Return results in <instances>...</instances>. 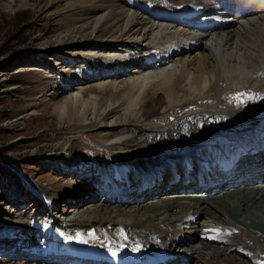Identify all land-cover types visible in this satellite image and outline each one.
<instances>
[{
  "label": "bare ground",
  "instance_id": "obj_1",
  "mask_svg": "<svg viewBox=\"0 0 264 264\" xmlns=\"http://www.w3.org/2000/svg\"><path fill=\"white\" fill-rule=\"evenodd\" d=\"M236 2L225 7L218 0H48L41 7L60 6L51 13V24L59 28L52 42L43 37L38 50L48 59L65 51L73 56L50 68L42 102L55 92L68 93L53 112L58 128L79 135L96 129L88 135L103 152L89 156V175L110 203H100L86 217L73 209L69 221L46 223L45 235L32 242L36 248L89 254L92 259L83 264H106L101 258L112 264H170L172 249L195 233L203 241L186 249L198 253L194 264H234L221 256L228 249L240 251L239 264H264V133L247 136L239 150L232 140L264 126V7L253 0ZM242 5L243 15L225 17ZM229 20L235 25L218 24ZM197 45L201 50L189 54ZM101 72H107V81L96 84L97 92L87 90L83 79ZM121 72L126 77L117 82ZM39 112L47 113L34 110L23 118ZM67 144L55 146L66 151ZM213 146L224 151L209 149ZM149 151L155 153L151 169L165 168L150 175L132 170L131 159L144 161ZM57 159L74 165L66 152ZM194 182L201 189L213 183L237 188L213 197L205 190L162 197L152 205L142 203L145 198L130 205L134 202L113 196L142 185L140 197H148ZM40 194L52 208L56 195L48 200ZM30 230L22 224L20 234L26 239ZM155 254L161 259L152 261ZM42 264H72V259Z\"/></svg>",
  "mask_w": 264,
  "mask_h": 264
},
{
  "label": "rangeland",
  "instance_id": "obj_2",
  "mask_svg": "<svg viewBox=\"0 0 264 264\" xmlns=\"http://www.w3.org/2000/svg\"><path fill=\"white\" fill-rule=\"evenodd\" d=\"M47 1L31 0L27 2L26 0H19L16 5L11 0L0 2V264H7L9 261V263H18L19 261L35 263L38 261L39 264H42L44 261L48 263L55 260L59 261L61 258L68 260L71 258L72 264L89 262L92 259L89 254L80 253L76 257L66 253L61 255L56 249H50L45 253L41 248H36L32 242L37 238V235L40 237L45 235L47 232L46 223L55 220L57 222L69 221L74 214V211L70 210L78 211L77 217H86L95 212L100 203H110L108 200L110 198L99 192L96 179L89 175L91 162L89 156L103 152L97 148L100 147L97 139L88 135L95 133L96 129L87 130L79 135L76 132L58 128L56 125L57 118L53 112L56 103L60 102L68 93H61L57 96L58 93L55 92L53 97L50 95L47 101L42 102L43 91L49 86L46 78L50 68L59 58L68 61L73 60V56L66 51L65 53L58 52L54 58L48 59V54L44 56L38 50L45 40L43 37L48 36V39H51L45 40V42H52L59 28L58 23L51 24L53 17L51 13L57 11L60 6L42 9L41 7H44ZM218 1H222L225 7H229V4L237 5L236 0ZM254 1L255 5L258 6L259 3H262L264 7V0ZM244 9L247 8L243 5L234 8L233 11L229 9L225 13V17L227 18L229 14L243 15ZM195 15L196 13H193L192 16ZM187 17L190 18V15ZM218 24L220 26H232L235 25V21H220ZM104 42L99 41V44L107 45ZM86 44L89 43L86 42ZM49 48H52L50 51L54 49V47ZM200 50V45H197L189 54L194 55ZM185 52L180 54L181 57L185 56ZM132 67L129 68L128 72L131 71ZM106 73L90 77L89 72L88 77L83 79L84 87L87 90L91 88L90 90L97 92L96 84L104 80L107 81L108 75ZM125 77V73L121 72L115 77V80L121 82ZM78 82L80 81L75 82L73 86H76ZM39 102L41 106L37 107L36 103ZM44 108H46L47 113L39 112L26 120L23 118L26 113ZM117 115L115 116L117 117ZM263 133L264 126L232 140L236 149L239 150L247 136L251 134L260 136ZM64 142L68 143L66 151L55 146ZM70 145H72L71 148H69ZM92 145L95 149L92 148ZM209 149H218L221 153L224 147L213 146ZM176 151L171 150L174 153ZM63 152L73 158L74 165L72 167L63 166V163L57 159V156ZM147 154L148 157L146 156L144 161H138L139 158L137 157L131 159L132 170H138V173L142 175H150L157 174L165 168L151 169L150 164L155 158V153L149 151ZM195 155L196 153L193 154V156ZM238 177L240 179L242 176ZM28 184L33 186H28ZM191 184H194L191 188L186 184H175L168 188V191L156 190L154 194L148 197H140L142 195L138 189L141 185L138 189L132 187L123 196L118 193L113 196L133 202L145 198L142 203L152 205L154 199L159 201L157 199L162 197L178 199V197L186 194L202 193V190H205L204 194L208 197H213L237 188L231 186L223 189L213 183L208 184L209 188L201 189L196 186L195 182ZM40 192L46 194L48 200H52L53 195H56L54 199L56 203L53 202L52 208L45 207V203L39 197L41 196ZM136 202L130 205H135ZM110 205L115 206L116 204L113 202ZM89 207L93 208L89 209ZM199 220L203 221L204 217H200ZM22 224L31 227L30 233H26L28 235L27 240L20 234ZM36 232L38 233L36 234ZM228 240L235 241L230 236ZM201 241H203L202 237L195 233L180 240L176 248L172 249L167 257L170 264H194L200 258L198 253L186 251V249L189 246L199 245ZM234 243L236 244V242ZM238 246L246 248L241 243ZM157 254L153 255L152 261L161 259ZM221 256L234 264H239L240 258H242L240 251L234 249H228ZM99 260H103L102 262L106 264H112L104 258Z\"/></svg>",
  "mask_w": 264,
  "mask_h": 264
},
{
  "label": "snow or ice",
  "instance_id": "obj_3",
  "mask_svg": "<svg viewBox=\"0 0 264 264\" xmlns=\"http://www.w3.org/2000/svg\"><path fill=\"white\" fill-rule=\"evenodd\" d=\"M241 95H244V94H241Z\"/></svg>",
  "mask_w": 264,
  "mask_h": 264
}]
</instances>
